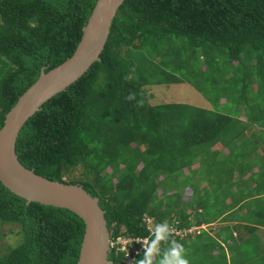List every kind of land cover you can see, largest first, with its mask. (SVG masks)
Here are the masks:
<instances>
[{
  "label": "trees",
  "instance_id": "16d2710c",
  "mask_svg": "<svg viewBox=\"0 0 264 264\" xmlns=\"http://www.w3.org/2000/svg\"><path fill=\"white\" fill-rule=\"evenodd\" d=\"M95 2L0 0V127L42 68L47 71L71 56ZM181 40L190 46L191 58L204 62V70L211 69L226 80L232 72L244 113L251 123L263 121H258L259 113H250L249 97L259 94L260 85L264 90V0H124L99 59L44 102L19 132L15 153L20 163L50 180L81 185L97 196L111 238L149 235L142 222L145 214L159 223L176 214L180 226L219 222L212 219L221 212L224 198L233 199V172L243 176L254 166L243 158L257 151L253 145L258 133L246 135L249 142L242 140L243 130L231 134L235 118L229 112L181 102H149L147 85L152 84L188 82L207 96L193 79L179 76V65L172 68L180 56L176 46ZM130 95L134 98L129 99ZM258 106L264 107V100ZM260 124L264 127V121ZM227 132L241 144L229 148L220 138ZM215 142L228 150L224 161H234L226 169V179L212 177L210 190L218 191L225 184V195L213 200L207 196L209 189L199 194L198 184H192V193L200 195L198 202L179 203L177 199L173 203L182 205L179 210L159 202L156 178L175 171V164L188 158L185 153L192 147H211ZM129 152L139 156L128 158ZM77 167L84 179H63ZM3 224L16 225L21 242L0 255V264H76L84 222L74 212L27 203L0 182V237ZM245 228L247 235L238 244L229 226L219 227L217 236L200 230L175 239L185 247L198 244L197 250L222 254L221 264H264V245L254 234V225ZM159 247L153 264L163 259L170 242H161ZM108 260L122 264L124 254L110 250Z\"/></svg>",
  "mask_w": 264,
  "mask_h": 264
},
{
  "label": "water",
  "instance_id": "95a60500",
  "mask_svg": "<svg viewBox=\"0 0 264 264\" xmlns=\"http://www.w3.org/2000/svg\"><path fill=\"white\" fill-rule=\"evenodd\" d=\"M124 0H96L82 35L70 57L39 76L18 96L0 127V182L26 202L68 209L84 222L76 264H109V231L97 196L81 185L50 180L26 168L17 158L15 144L21 128L40 106L66 89L99 59L118 8Z\"/></svg>",
  "mask_w": 264,
  "mask_h": 264
},
{
  "label": "rangeland",
  "instance_id": "374dc122",
  "mask_svg": "<svg viewBox=\"0 0 264 264\" xmlns=\"http://www.w3.org/2000/svg\"><path fill=\"white\" fill-rule=\"evenodd\" d=\"M176 48L178 49L180 56L177 61L175 60V62L172 64V68L176 65H179L181 70V74H179V76H188L190 79H193V81L197 84V87H200L205 93H207V98L203 96L205 95L204 93H202V95L196 87L192 86L188 82L159 85L152 84L147 85L148 92L151 94L149 102L155 105L168 102H181L187 106L194 105L196 107L208 110L213 109L229 112V114L235 118V120L230 123L229 132L231 134H233L234 131L241 132V130H243L245 133V138L240 136L239 139L244 138L242 139L243 141L247 140L249 142V139L251 138L246 137V135L251 136L253 133H258L257 144L255 142H251V144L255 143L253 146L257 145V151L250 152L249 148L246 150V152H250V154L244 156L243 160L246 162V164L259 167V172H256L255 174L259 176L258 178L264 180V127L262 124H260L264 121V107L258 106L259 103L264 100L263 86H259V94L253 92V94L249 97V103L250 106H252V108H250V113H259L260 116L258 121H263L260 123H251L249 119L250 116H247L244 113L242 103H240V98L237 96V85L234 84V80L231 77L232 72L226 76V80L225 76L214 74L211 69L204 70V66H206L204 62L196 60L195 58H191V48L190 46L186 45L184 41H178ZM198 53H201L200 49ZM215 56L219 59H222L221 54L218 52H216ZM196 66L199 67V70H196ZM204 73L208 74L209 76H206ZM203 79L207 81H204ZM220 138L223 139V142L229 144V148H231L232 145H236L237 143L238 146L241 144V141L236 140L238 138H234V136L229 137L228 132L222 134ZM141 149H143V146H141ZM185 154L188 158L182 159L183 161H181V163H176V167L174 169L175 171L172 173L163 172L161 176L156 178V180L159 182L156 199L163 203V205H165L166 202L175 205L177 207L176 210H179L182 207V205L179 204L180 202H188L192 199V203H196L200 199L199 194H204L207 191L206 189H203L201 190V193L200 191L198 192L199 194L196 192L192 193L190 190L193 189V186H191L192 184L205 183V185L211 186L214 181L212 177L220 175L223 179H226V169L228 166H234V161L232 158H228L226 159L227 161H224L225 157L222 153L218 155L212 153L209 145L205 144L194 146L189 150V152ZM127 156L128 158L135 159V157L139 155L138 153L129 152ZM190 157L192 158L191 160H189ZM187 160L188 162L186 165L182 164ZM191 163H198L199 165L192 167ZM108 171H110V169H108ZM255 174L254 177H256ZM72 178L84 179V176L81 173V168L77 167L73 169L70 174H66L63 177L65 180H70ZM219 189L220 190L215 192L210 190L207 196H212L214 200L216 196L223 194V190H226L225 184ZM177 199L179 200V203H173ZM252 223L254 224L255 222L252 221ZM205 228L211 235L217 236L216 232L219 228V223L218 221H215L213 224L206 225ZM238 228L241 230L242 234L245 233V230L242 229V227ZM1 230L0 255H2L10 247H14L21 242V235L16 225L3 224ZM240 234H237L238 239ZM188 240L186 241L187 244L190 243ZM236 243L238 244V242ZM197 246L198 244H195L193 247H185L187 249V258L190 264H221L220 262L222 261V254L211 253L202 249L197 250ZM226 253L227 256H229L228 249L226 250Z\"/></svg>",
  "mask_w": 264,
  "mask_h": 264
},
{
  "label": "crops",
  "instance_id": "0c3cea01",
  "mask_svg": "<svg viewBox=\"0 0 264 264\" xmlns=\"http://www.w3.org/2000/svg\"><path fill=\"white\" fill-rule=\"evenodd\" d=\"M210 150L217 155L228 153L227 148L219 142L211 145ZM198 165V163H191L192 167ZM258 171V167L253 166L251 171H247L243 176L236 170L233 172L231 178L233 186L230 192L233 194V199L235 200L231 199L232 197L224 199L223 206L220 208L221 212L216 214L215 219L213 218L212 220L219 219V227L229 226L233 236L236 238L237 234L241 233L238 227H242L245 233H241L243 238H237V242L246 237L247 230L245 226L254 225V234L258 237L261 244L264 245V180L258 177H251V175ZM198 189L201 193L203 189L210 190V185L201 183L198 184ZM190 190L192 192V189ZM252 221L255 223L253 224Z\"/></svg>",
  "mask_w": 264,
  "mask_h": 264
},
{
  "label": "clouds",
  "instance_id": "9594fccd",
  "mask_svg": "<svg viewBox=\"0 0 264 264\" xmlns=\"http://www.w3.org/2000/svg\"><path fill=\"white\" fill-rule=\"evenodd\" d=\"M133 98H134L133 96L131 95L129 96V99H133ZM188 211L190 214H192L191 210ZM173 217H175L178 220L176 214H172L168 219L165 218L161 223L155 225V227L152 229V235L155 236V239H153L151 241L150 246L147 247V251L145 253L144 258L135 260L134 264H153V257L159 255L160 252L159 246L161 242H165V243L170 242V247L167 249L166 252H164L163 259H160L158 261V264H190L187 258L188 255L187 249L183 244L179 243L175 239L178 236H174L172 226L170 225V223L173 220ZM214 222L211 223L202 222L200 224L190 223V226H200L201 224L210 225L213 224ZM200 230H206V229L201 228ZM199 232H197V230H194V232L187 234L184 238ZM184 238H179V239H184ZM143 243L147 244V241H143Z\"/></svg>",
  "mask_w": 264,
  "mask_h": 264
},
{
  "label": "built area",
  "instance_id": "2783aa9c",
  "mask_svg": "<svg viewBox=\"0 0 264 264\" xmlns=\"http://www.w3.org/2000/svg\"><path fill=\"white\" fill-rule=\"evenodd\" d=\"M198 211L200 210L198 209ZM189 218H192V214L190 213ZM142 222L149 230V235L147 236L118 235L115 238L109 237V251L113 250L115 254H124V260L122 264H134L136 256L142 252H146L147 247L150 246L149 242L153 240L150 238V236H152V229L155 227V225L159 224V222H157L154 216L148 214L143 215ZM179 224L180 221L173 217L170 225L172 226L174 236H178L179 238H184L187 234L194 232V230L199 232L201 228L206 229L205 224H201L200 226H180ZM143 241H147V244L143 243Z\"/></svg>",
  "mask_w": 264,
  "mask_h": 264
},
{
  "label": "bare ground",
  "instance_id": "6f19581e",
  "mask_svg": "<svg viewBox=\"0 0 264 264\" xmlns=\"http://www.w3.org/2000/svg\"><path fill=\"white\" fill-rule=\"evenodd\" d=\"M111 238V237H110ZM137 258V257H136Z\"/></svg>",
  "mask_w": 264,
  "mask_h": 264
}]
</instances>
